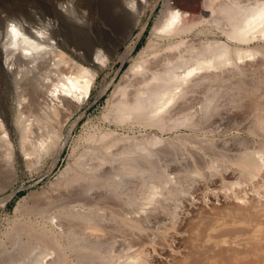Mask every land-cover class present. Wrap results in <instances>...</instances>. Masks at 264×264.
<instances>
[{"label": "bare ground", "instance_id": "1", "mask_svg": "<svg viewBox=\"0 0 264 264\" xmlns=\"http://www.w3.org/2000/svg\"><path fill=\"white\" fill-rule=\"evenodd\" d=\"M122 1L135 26L148 0ZM48 2L0 1V191L15 181V135L28 168L59 156L63 117L109 60L78 29L93 25L86 0ZM203 9L163 4L103 114L140 131L93 127L47 186L19 196L0 224V264H264V0ZM216 176L220 189L252 192L181 215L197 182Z\"/></svg>", "mask_w": 264, "mask_h": 264}, {"label": "rangeland", "instance_id": "2", "mask_svg": "<svg viewBox=\"0 0 264 264\" xmlns=\"http://www.w3.org/2000/svg\"><path fill=\"white\" fill-rule=\"evenodd\" d=\"M27 1L41 11L45 10L50 5L48 2L49 0ZM120 2L122 3L123 1L86 0L88 8L86 16L92 18L93 25L90 29L85 26H80L78 29L86 33H96V37L101 41L102 48L107 53L109 60L107 63L97 68L96 80H94L95 82L91 89L89 98L83 102L78 109L73 111L72 114L63 117L65 120H63L62 129L64 147L59 156H57L55 151H53L50 154H47L35 168H28L24 161L26 156L24 157V153L21 150L15 135V144L13 147L14 163L16 162L15 181L13 185L11 184L9 185L10 187H5L4 191H0V200L3 199L5 195L7 196L13 189H17V192L8 201L5 208H0L1 225L5 226L7 216L13 214V207L19 196L30 190H40L42 187L47 186L50 183L49 181L58 175L67 163L71 161L73 157V150L78 151L81 148L79 146L80 141L83 140L87 132L93 127H111L119 133L133 131L138 133L140 131L141 128L139 127L128 128L110 123L104 119L103 114L106 111L108 100L114 96V90L119 81L128 72L134 58L142 51L148 42V39L152 36L151 30L156 23L163 4L168 2L169 5H175L177 8L194 15L205 13L203 9L204 0H148L146 8L142 10L138 23L135 26H131L130 14L121 9ZM64 3L66 4V2ZM65 23H68L67 20H65ZM69 25H71V22ZM72 26L74 25L72 24ZM142 26H144L142 35L140 38H137V33L141 30ZM189 36H193V34ZM133 43H135L134 46L126 54H124L128 45H132ZM2 64L5 66L4 62H2ZM2 82H0V95L4 97V84ZM16 107L17 103L14 97L11 96V100L8 105V114H10L12 122H14ZM166 135H174V132L167 133ZM77 144L79 147H77ZM230 172L231 171L228 170V173H226L225 176L227 175L229 178L233 177V174ZM216 177H213V181H210V189L206 188L204 181L200 183L197 182L196 187L193 188L192 195L189 199L184 201V205L182 204L184 207H181L182 209H180L181 215L187 213L188 209L197 206L199 203H202L205 206H210L214 202L217 205L220 204L219 206H224V202L228 203L233 200L235 192L244 193L247 191L249 194L252 192L251 189H253V187L251 183L250 185L244 184L238 187L236 186L234 189L235 192L225 191L224 188L220 189L221 180Z\"/></svg>", "mask_w": 264, "mask_h": 264}]
</instances>
